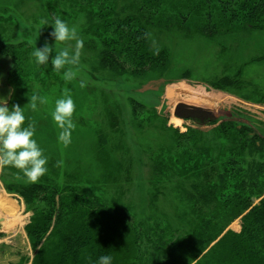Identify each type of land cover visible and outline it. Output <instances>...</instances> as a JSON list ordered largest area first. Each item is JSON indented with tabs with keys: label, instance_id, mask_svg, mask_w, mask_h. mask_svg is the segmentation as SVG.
<instances>
[{
	"label": "rangeland",
	"instance_id": "rangeland-1",
	"mask_svg": "<svg viewBox=\"0 0 264 264\" xmlns=\"http://www.w3.org/2000/svg\"><path fill=\"white\" fill-rule=\"evenodd\" d=\"M105 1L117 3L119 10L153 1L150 11L157 13L152 19L166 21L153 30L151 39L154 50L168 55L164 66L138 75L100 69L102 46L87 32L88 17L77 0H0V98L7 101L0 106L24 107L25 126L35 121L33 138L48 161L47 173L36 183L28 182L14 167L0 170V219H4L0 223V264H34L41 247L34 249L27 233L33 212L23 189L48 186L61 191L68 185L98 197L108 207L129 208L149 222L177 218L188 229L191 220L184 215L191 210L187 201L194 192L190 179L176 173L160 174L158 165L169 161L177 171L181 164L176 159L182 154L189 159L185 153L194 155L199 147L208 173L212 166L220 168L222 159L226 160L224 153L236 148L219 127L228 120L264 141V29L231 22L232 16L227 15L217 25L215 37L202 34L209 8L215 18L225 16L219 0ZM57 17L75 27L84 41L72 81L63 78L68 66L57 72L51 64L55 51L75 43L55 47L50 33ZM45 43L53 51L48 63L39 65L32 53ZM20 44L24 47L17 50L16 62L8 47L15 50ZM66 88L76 105L72 117L76 127L67 147L59 142L60 129L51 115ZM170 90L178 93L169 95ZM33 94L47 99L45 104L37 103L36 111L27 105ZM178 102L202 107L213 117L204 123L181 120L174 115ZM175 132L183 137L181 143ZM241 157L239 163L264 164V155L249 149ZM58 161H62L60 166ZM240 229V220L229 227L236 232Z\"/></svg>",
	"mask_w": 264,
	"mask_h": 264
},
{
	"label": "trees",
	"instance_id": "trees-1",
	"mask_svg": "<svg viewBox=\"0 0 264 264\" xmlns=\"http://www.w3.org/2000/svg\"><path fill=\"white\" fill-rule=\"evenodd\" d=\"M77 1L88 17L87 32L101 43L100 69L138 75L164 66L167 53L155 54L151 46L153 30L166 24L152 19L157 13L150 11L153 1L147 6L132 4L127 10L105 0ZM219 5L225 16L215 18L209 8L202 34L215 37L217 25L227 15L231 22L264 29V0H219ZM21 47H8L16 62ZM219 127L236 146L224 153L220 168L212 166L208 173L199 147L194 155L185 153L189 159L183 154L176 159L181 164L177 171L169 161L156 168L163 175L190 179L194 192L187 198L191 210L184 215L191 220L188 229L177 218L149 222L129 208L108 207L98 197L68 185L61 191L48 186L23 189L33 212L27 233L34 249L41 246L34 264H98L101 256H111V264H264V164L239 163L247 149L264 155V141L251 130L244 133L247 129L233 120ZM182 138L178 136L179 143ZM236 220L241 223L239 232L229 230Z\"/></svg>",
	"mask_w": 264,
	"mask_h": 264
},
{
	"label": "clouds",
	"instance_id": "clouds-1",
	"mask_svg": "<svg viewBox=\"0 0 264 264\" xmlns=\"http://www.w3.org/2000/svg\"><path fill=\"white\" fill-rule=\"evenodd\" d=\"M51 26L54 31L50 35L55 38V47L58 44L75 42L73 46L55 51V56L51 60L54 71L59 72L68 66L63 73V78L65 81H72L77 75L73 67L78 66L80 63L84 41L79 37L75 27H69L59 17L55 18ZM52 51L53 48L45 43L43 48H36L32 55L35 57L37 64L46 65ZM155 54H158V51ZM85 86V82L81 81L80 87L84 88ZM38 102L45 104L47 99L33 94L29 97L27 105L32 111H36ZM0 104L6 105L7 101L0 98ZM75 107L74 100L66 88L63 97L55 101V108L51 113L52 119L60 129L58 140L65 147L70 145L72 132L76 127L72 120ZM25 121L24 107L22 108L19 105H13L11 108L0 106V170L8 166L14 167L23 173V177L28 182L36 183L47 173L46 165L48 161L43 154V150L33 138L36 128L35 121L29 122L27 126H25ZM61 164L62 161L57 162V166ZM17 179L19 180L21 177L18 175ZM111 261V256H101L98 264H111Z\"/></svg>",
	"mask_w": 264,
	"mask_h": 264
},
{
	"label": "water",
	"instance_id": "water-1",
	"mask_svg": "<svg viewBox=\"0 0 264 264\" xmlns=\"http://www.w3.org/2000/svg\"><path fill=\"white\" fill-rule=\"evenodd\" d=\"M174 115L181 120H193L199 123H204L213 117L211 112L204 108L185 102H178L175 105Z\"/></svg>",
	"mask_w": 264,
	"mask_h": 264
},
{
	"label": "bare ground",
	"instance_id": "bare-ground-1",
	"mask_svg": "<svg viewBox=\"0 0 264 264\" xmlns=\"http://www.w3.org/2000/svg\"><path fill=\"white\" fill-rule=\"evenodd\" d=\"M176 93H178V92H177V91L175 92V91H172V90L169 91V95H172V96H173L174 94H176Z\"/></svg>",
	"mask_w": 264,
	"mask_h": 264
},
{
	"label": "crops",
	"instance_id": "crops-1",
	"mask_svg": "<svg viewBox=\"0 0 264 264\" xmlns=\"http://www.w3.org/2000/svg\"><path fill=\"white\" fill-rule=\"evenodd\" d=\"M4 219H0V223L3 222Z\"/></svg>",
	"mask_w": 264,
	"mask_h": 264
}]
</instances>
